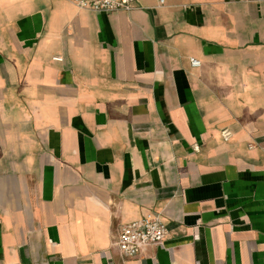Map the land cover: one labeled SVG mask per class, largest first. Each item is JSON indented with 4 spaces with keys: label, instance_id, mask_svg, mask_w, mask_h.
<instances>
[{
    "label": "crops",
    "instance_id": "0c3cea01",
    "mask_svg": "<svg viewBox=\"0 0 264 264\" xmlns=\"http://www.w3.org/2000/svg\"><path fill=\"white\" fill-rule=\"evenodd\" d=\"M132 4L0 0V264H264V0Z\"/></svg>",
    "mask_w": 264,
    "mask_h": 264
},
{
    "label": "built area",
    "instance_id": "2783aa9c",
    "mask_svg": "<svg viewBox=\"0 0 264 264\" xmlns=\"http://www.w3.org/2000/svg\"><path fill=\"white\" fill-rule=\"evenodd\" d=\"M83 10L94 12L128 11L133 7V0H67ZM158 6H164L168 0H155ZM192 66H198L199 61L190 58ZM224 140L231 137L227 128L221 130ZM197 150L198 146L194 145ZM167 234V226L158 214L147 213L139 219L123 224L118 232L117 246L125 256L138 255L144 245L159 243Z\"/></svg>",
    "mask_w": 264,
    "mask_h": 264
}]
</instances>
